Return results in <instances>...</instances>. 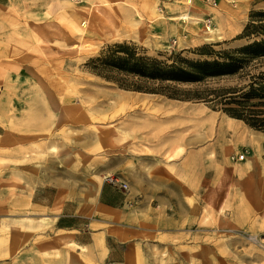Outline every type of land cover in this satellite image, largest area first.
<instances>
[{"label":"rangeland","instance_id":"obj_1","mask_svg":"<svg viewBox=\"0 0 264 264\" xmlns=\"http://www.w3.org/2000/svg\"><path fill=\"white\" fill-rule=\"evenodd\" d=\"M227 3L220 34L214 33V16L207 15L201 22V40L190 45L182 43L188 33L162 41L146 29L141 32L123 7L128 3L121 0H0V204L3 177L8 176L12 217L4 221L0 209V264L63 263L62 254L47 249L36 253L29 243L35 231L19 218L20 192L26 209L25 199L40 183L91 189L115 176L130 192L132 155H149L170 169V180L164 172V178L153 181L164 183L161 191L172 196L177 185L187 203L200 204L203 214L191 232L197 234V244L156 249L146 264H264V208L258 209L264 197L259 184L261 180L264 188V173L259 172L264 163L256 162L249 172L234 159L242 153L264 158V151L252 142L264 132L244 121L246 125L224 129L230 120L221 105L126 89L93 73L89 64L115 43L135 44L146 55L171 62L178 55L204 60L208 57L199 54L202 47L236 49L264 38H241L251 15L264 12V0ZM207 4L217 8L219 2ZM157 11L162 13L160 7ZM135 32L146 36L125 38ZM246 70L257 74L264 65L254 61ZM237 83L234 78L207 86ZM119 96H127L126 101L117 103ZM104 98L106 103L97 104ZM174 163L186 171L183 177H175L177 167H169ZM117 168L126 172L113 175ZM48 228L46 223L39 228L43 236ZM24 232L30 233V240ZM86 264L100 263L86 257Z\"/></svg>","mask_w":264,"mask_h":264},{"label":"crops","instance_id":"obj_2","mask_svg":"<svg viewBox=\"0 0 264 264\" xmlns=\"http://www.w3.org/2000/svg\"><path fill=\"white\" fill-rule=\"evenodd\" d=\"M121 1L128 3L129 7L127 5L123 7L128 11L131 21L136 20L135 23L141 28V32H145L146 29L150 32L149 35H155L162 41L188 33V40H183L182 43L191 45L201 40L199 38L202 31L201 22L207 15L214 16L216 20L214 33L220 34L222 20L228 16L227 1L231 0H218L217 8L208 6L207 2L210 0ZM159 7L162 13L157 11ZM145 36L146 34L135 32L125 38L138 40ZM2 51L5 50L2 49ZM230 123L233 127H238L240 122L234 120ZM223 127L227 129L225 125ZM257 137H264V134ZM254 144L257 146L256 143ZM258 148L264 151V148ZM248 157L238 166L249 169L256 162L264 163V158L260 155ZM152 159L149 155L130 157L132 179L130 192L112 185L105 179L91 189L86 186L75 188L59 182L40 183L25 199L29 204V209H26L23 208L25 207L23 193L19 191V207L22 212L19 218L27 220L23 224L35 231L33 238L30 233L24 232L25 238H27L26 235L30 236L29 243L31 245L34 243L33 249L36 253L41 249H47L54 254L56 252L62 254V264H79L80 262L86 264V257L100 264L108 262L111 264H146L147 259L151 258L152 252L156 249L165 246L176 248L188 246L189 241L197 244V234L191 232H193V227L199 225L203 219L200 204L190 206L177 185H174L172 189L175 196L161 191L162 188L159 185L165 187L164 183L153 180L164 178L166 176L162 174L164 172L169 173L167 178L170 180L171 171L164 165L158 164L157 159L154 161ZM145 161L147 165L143 164ZM171 166L178 168L177 170L173 167L175 177L184 176L186 171L181 164L175 165L174 163L169 167ZM113 171V175L126 172L123 168L121 171L118 168ZM249 172H251L250 169ZM259 172L264 173V171ZM7 177H3L5 181L2 183L3 194L0 204V209L4 213V221L12 218ZM244 179L251 180L250 176ZM259 184L263 189L260 194L264 195L261 180ZM167 187L171 192L170 185ZM262 208H264V197H261L258 202V209ZM28 219H33V222L29 223ZM45 223L50 228L46 229V234H44L46 236H43L42 229L39 228ZM7 224L10 223L6 222ZM19 237H23L22 231ZM189 246L195 247L194 244ZM54 264L58 263L54 262Z\"/></svg>","mask_w":264,"mask_h":264},{"label":"trees","instance_id":"obj_3","mask_svg":"<svg viewBox=\"0 0 264 264\" xmlns=\"http://www.w3.org/2000/svg\"><path fill=\"white\" fill-rule=\"evenodd\" d=\"M253 37H264V12L253 13L241 35V38ZM199 54L208 58L192 60L178 55L168 62L148 56L137 45L124 42L107 46L89 64L93 73L126 89L221 105L220 110L230 117L264 132V71L250 74L246 70L254 61L264 65V38L236 49L216 51L206 46ZM245 75L249 80L243 81ZM234 78L239 83L207 86ZM178 85L201 87L180 89Z\"/></svg>","mask_w":264,"mask_h":264},{"label":"bare ground","instance_id":"obj_4","mask_svg":"<svg viewBox=\"0 0 264 264\" xmlns=\"http://www.w3.org/2000/svg\"><path fill=\"white\" fill-rule=\"evenodd\" d=\"M74 17V16H73ZM75 18V17H74ZM77 19V18H76ZM80 27H81V25H79ZM83 33V32H82ZM114 33V32H113ZM117 35V34H116ZM114 36V35H113ZM92 49V48H91ZM90 50V49H89ZM128 96V95H127ZM127 96H119L118 98H117V103H119V102H121L122 100H125L126 101V99H127ZM106 97H111V94H106ZM134 99V98H133ZM108 100H107V98H104V100H102V101H99V102H97V104H100V105H102V104H104V103H106ZM134 101V100H133ZM137 101V100H136ZM146 102V101H145ZM90 103V102H89ZM124 102H122L121 104H123ZM135 103V102H134ZM90 105V104H89ZM128 105V104H127ZM125 106H126V104H125ZM134 107V106H133ZM120 108V107H119ZM66 109H67V107H66ZM101 109V108H100ZM116 110H117V108H116ZM116 110H115V112H116ZM100 111H102V109L100 110ZM112 112H114V111H112ZM111 112V113H112ZM99 113V112H98ZM108 113V112H107ZM106 113V114H107ZM117 113V112H116ZM190 113V112H189ZM110 114V113H109ZM115 114V113H114ZM111 115V114H110ZM194 116V115H193ZM227 116V118H228V120H230L229 122H227L226 124L224 123V125H225V127L226 128H228V129H233L234 127H233V124L232 123H230V122H233L234 120L235 121H239V122H241V123H244L242 120H239V119H236V118H233V117H230L229 115H226ZM100 117H101V115H100ZM99 117V118H100ZM102 117H104V115L102 116ZM110 117V116H109ZM117 117V116H116ZM101 119V118H100ZM112 119V118H111ZM107 120V119H106ZM109 120V119H108ZM245 124V123H244ZM246 125V124H245ZM238 127H240V125H238ZM253 137V136H252ZM252 141L254 142V143H256L257 144V147H261V148H264V137H253L252 138ZM53 149V148H52ZM99 185V184H98Z\"/></svg>","mask_w":264,"mask_h":264},{"label":"built area","instance_id":"obj_5","mask_svg":"<svg viewBox=\"0 0 264 264\" xmlns=\"http://www.w3.org/2000/svg\"><path fill=\"white\" fill-rule=\"evenodd\" d=\"M207 23L210 24L211 23V19H208L207 20ZM209 28V27H207ZM247 155L246 153H242L240 155H237V156H234V159L237 161V162H242L246 159ZM108 181L114 185V186H118L124 190H128L129 186L126 182L122 181L119 177H115V176H112L110 178H108Z\"/></svg>","mask_w":264,"mask_h":264}]
</instances>
